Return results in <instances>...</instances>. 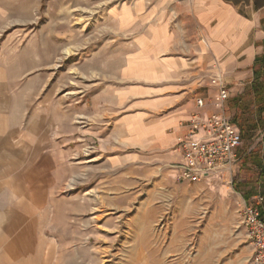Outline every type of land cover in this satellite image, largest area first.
Masks as SVG:
<instances>
[{"label": "rangeland", "instance_id": "obj_1", "mask_svg": "<svg viewBox=\"0 0 264 264\" xmlns=\"http://www.w3.org/2000/svg\"><path fill=\"white\" fill-rule=\"evenodd\" d=\"M131 3L0 0V83L51 140L41 156L51 159L47 196L25 233L23 221L0 230V264H252L240 209L264 194L245 199L228 167L178 182L179 158L123 141L121 114L146 97H125L145 82L118 81L144 26L126 22Z\"/></svg>", "mask_w": 264, "mask_h": 264}, {"label": "crops", "instance_id": "obj_2", "mask_svg": "<svg viewBox=\"0 0 264 264\" xmlns=\"http://www.w3.org/2000/svg\"><path fill=\"white\" fill-rule=\"evenodd\" d=\"M125 5L130 11L126 22L135 29L144 26L118 81L145 82L141 89H128L125 97H146L137 105L140 110L121 114L123 141L146 146L162 160L179 158L173 147L187 120L198 112L220 111L211 104L216 88L209 81L218 75L229 91L225 115L242 136L227 171L238 175L235 190L256 200L264 194V139L247 142L253 133L264 134V0H133ZM8 86L0 83V230H17L16 222L23 221L25 233L27 216L40 213L47 196L51 159L43 162L41 156L49 130L41 119L19 117L21 100L16 105ZM11 198L21 205H11ZM262 202L264 209V196Z\"/></svg>", "mask_w": 264, "mask_h": 264}, {"label": "built area", "instance_id": "obj_3", "mask_svg": "<svg viewBox=\"0 0 264 264\" xmlns=\"http://www.w3.org/2000/svg\"><path fill=\"white\" fill-rule=\"evenodd\" d=\"M216 91L211 98L215 113L198 112L187 120L185 132L176 138L174 151L179 160L174 164L175 180L196 184L211 177L218 170L232 165L236 150L242 144V136L230 118L222 113L229 91L220 76L209 78ZM199 107L204 106L201 98L196 100ZM256 205L243 204L240 209L241 222L246 230L253 254L252 264H264V214Z\"/></svg>", "mask_w": 264, "mask_h": 264}]
</instances>
